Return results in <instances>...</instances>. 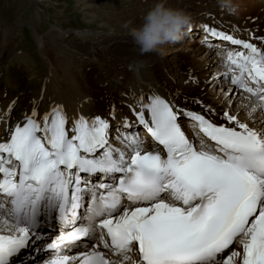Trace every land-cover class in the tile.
<instances>
[{"label": "snow or ice", "instance_id": "snow-or-ice-1", "mask_svg": "<svg viewBox=\"0 0 264 264\" xmlns=\"http://www.w3.org/2000/svg\"><path fill=\"white\" fill-rule=\"evenodd\" d=\"M203 30L238 49L227 54L221 78L232 87L219 109L146 94L130 122L33 102L6 130L0 264L22 250L24 264H264V34L258 46ZM181 116L196 124L191 138ZM56 224L55 236L41 231Z\"/></svg>", "mask_w": 264, "mask_h": 264}, {"label": "rangeland", "instance_id": "rangeland-1", "mask_svg": "<svg viewBox=\"0 0 264 264\" xmlns=\"http://www.w3.org/2000/svg\"><path fill=\"white\" fill-rule=\"evenodd\" d=\"M252 1L254 0H244L245 7H240L242 9L236 15L225 10L226 16L220 15L222 9L218 0H169V3L190 13L193 22L189 30H196V23L201 25L199 21L202 18L203 25L206 22L209 24L212 14L219 15V23L225 27L242 25L246 21L244 8ZM153 2L154 0H0V101L13 102L38 94L46 76V55H54V62L64 64L63 61L67 60L69 77L82 84L83 90L75 88L72 91L64 77L54 76V82L62 85L65 95H76L71 96L72 101L76 98H88V108L104 106L109 99L110 90L99 92L91 88L94 81L99 79L96 74L106 66L102 49L109 45L116 54L125 52L133 40L122 25L129 20L133 25H139ZM237 2L241 4L239 0ZM207 16L209 18H205ZM61 31L69 35L64 36ZM195 34L191 40L185 38L181 45H166V52L162 56L154 53L162 63L164 60L175 62L174 66H178L181 74L185 75V85L191 88H187L190 93L183 89L186 96L194 93L192 87L196 80L193 75L186 76L189 66L193 64L190 59L185 60L182 53L189 49L191 43H204L201 32L196 31ZM197 57L195 59L201 60L200 56ZM207 61L212 63V57ZM156 77L161 78V74H156ZM182 87L183 85H177L178 90ZM175 89V85H168L169 91L175 92ZM83 91L90 96H82ZM218 91L219 89L211 94L218 96Z\"/></svg>", "mask_w": 264, "mask_h": 264}, {"label": "bare ground", "instance_id": "bare-ground-1", "mask_svg": "<svg viewBox=\"0 0 264 264\" xmlns=\"http://www.w3.org/2000/svg\"><path fill=\"white\" fill-rule=\"evenodd\" d=\"M254 1L248 3L247 8H244L246 12L243 15L246 21L240 26L235 25L234 22H232L234 24L233 26L231 25L232 27L221 25L219 23L220 16L217 14H212L210 17L211 22H208L209 24L206 22L204 25L207 24L217 27L218 30L226 31L237 38L249 39L250 42L257 43V45L260 46L261 41L255 39V37L264 34V0ZM239 2H241L239 5L240 7H245L243 3L244 0H239ZM221 9L222 12H220V15L226 16L225 9L222 7ZM205 18L209 17L207 16ZM199 22L202 24L197 25L196 23V30H187V34H184L177 42L172 43L173 45L178 43L181 45L185 38H189V40L193 39L194 35H196V31L201 32V39L203 38L205 41L204 44L199 42V44H189V49L182 53L185 60L190 59L193 64L189 66L188 72L186 73V76L193 75V79L196 80L194 83L195 85L192 87V91L194 92L192 95L186 96L183 93V89H185L187 93H190V90H187V88H191L189 85L186 87L185 75L181 74L178 66H174L175 62H166L164 60L162 63L160 62L159 56L154 53L141 54L138 50V46L134 42L130 47H127L128 49H125L126 51L122 54H116L108 45L102 49L106 66L101 72L96 74V77L99 79L96 78L97 80L94 81L93 87L91 88L99 92H102V90H110V92H108L110 96L107 95L109 99L104 106L99 105L97 107L88 108V98L82 100H80L81 98H76L72 101L71 96L76 97V95L69 94V99L64 93L65 89L63 90L61 88L62 85L57 84L53 80L54 76L64 77L70 90L72 89L73 91L77 88V90L80 91L82 84L69 77V66L66 67V65H68L66 63L67 60L63 61L64 64L57 61L54 62L56 58L54 55H46V76L43 80V88L38 94L28 99L23 98L17 101L15 100L16 102L0 101V138L5 136L6 130L10 126L18 122V118L21 116L22 112L31 109L33 102L36 103L38 111L41 112L59 104L64 108L69 117L80 114L90 115L93 113L107 115L108 112L114 111L116 121H119L122 117H126L130 122L135 119L131 106L135 104L137 97L146 94L161 95L179 108L201 112V114L204 113L200 104L212 105L219 109L223 106L224 93L228 92L232 87L230 79L221 78L222 74L227 71V58L226 60H221L219 56L223 54L227 56L229 51L238 49L225 46L226 44H230V42L221 43L218 38L210 37V35L203 30L204 25L202 18ZM61 33L64 36L69 35L67 32L61 31ZM191 48L193 50H191ZM219 49L220 51H218ZM202 53L203 55H201ZM197 56H200L201 60L195 59ZM209 57H212V63L207 61ZM61 67L66 68L61 69ZM156 74H161V78L156 77ZM169 84L176 86L175 92L168 90ZM177 85H183V87L178 90ZM150 89L151 92H149ZM217 89H219L218 92H220V94L218 93V96H213L211 92L213 93V91ZM86 92L90 93L88 90ZM89 93H86V95L85 91H83L82 94H79L88 96ZM112 94L115 96H112ZM93 97L95 98V96ZM196 101H200V104H197ZM233 102L236 105H240L241 101L239 95L234 97ZM244 102L246 103V101ZM98 103L101 102L98 101ZM88 106L90 105L88 104ZM109 119L111 120V117H109ZM178 119L182 125V130L191 138L193 133L197 130L195 122L182 116L178 117ZM116 121H112V123ZM250 123L253 122L250 121ZM256 126L259 127V125ZM140 128L142 129V126H139V129ZM121 131H123V129H121ZM141 132L142 135H144L143 130Z\"/></svg>", "mask_w": 264, "mask_h": 264}, {"label": "clouds", "instance_id": "clouds-1", "mask_svg": "<svg viewBox=\"0 0 264 264\" xmlns=\"http://www.w3.org/2000/svg\"><path fill=\"white\" fill-rule=\"evenodd\" d=\"M218 3L229 14L240 10L237 0H218ZM192 22L190 13L172 6L169 0H154L139 25H133L129 20L122 27L141 54L156 53L162 56L166 52L165 46L180 40L192 27Z\"/></svg>", "mask_w": 264, "mask_h": 264}]
</instances>
